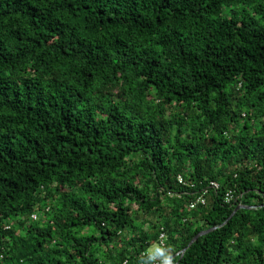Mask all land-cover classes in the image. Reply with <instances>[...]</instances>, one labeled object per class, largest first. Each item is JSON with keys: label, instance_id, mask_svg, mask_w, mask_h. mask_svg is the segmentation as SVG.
<instances>
[{"label": "trees", "instance_id": "obj_1", "mask_svg": "<svg viewBox=\"0 0 264 264\" xmlns=\"http://www.w3.org/2000/svg\"><path fill=\"white\" fill-rule=\"evenodd\" d=\"M162 229L264 264V0H0V264H138Z\"/></svg>", "mask_w": 264, "mask_h": 264}, {"label": "clouds", "instance_id": "obj_2", "mask_svg": "<svg viewBox=\"0 0 264 264\" xmlns=\"http://www.w3.org/2000/svg\"><path fill=\"white\" fill-rule=\"evenodd\" d=\"M138 264H178L176 249L159 242L141 254Z\"/></svg>", "mask_w": 264, "mask_h": 264}, {"label": "built area", "instance_id": "obj_3", "mask_svg": "<svg viewBox=\"0 0 264 264\" xmlns=\"http://www.w3.org/2000/svg\"><path fill=\"white\" fill-rule=\"evenodd\" d=\"M178 182L180 184L184 185V186H188V184L185 183L184 179L181 176L178 177ZM210 187L213 188V189H215V190H218L220 188L219 185L216 182H211L210 183ZM206 194H207V190H204L198 196L197 200L190 205V210L195 209L196 206H198V205H206V201H207L206 200ZM169 196L173 197V194L169 193ZM237 200H238V198L235 196V192L233 190H229L226 193V195H225V202L227 204H232V203L236 202ZM32 219L37 221V220H39V217H38V215H33L32 216ZM159 242H166L168 244L167 234H166V232H164L163 229H162V231L160 233V236L158 238V241L152 247H154ZM125 264H127V262Z\"/></svg>", "mask_w": 264, "mask_h": 264}, {"label": "water", "instance_id": "obj_4", "mask_svg": "<svg viewBox=\"0 0 264 264\" xmlns=\"http://www.w3.org/2000/svg\"><path fill=\"white\" fill-rule=\"evenodd\" d=\"M241 209H246V207L238 206V207L235 209V211H234L232 217H233V216H234L239 210H241ZM214 230H215V229H211V230H208V231H206V232H202V233H200L198 236H196V237L192 240V242L190 243L189 247H190L195 241H197L199 237L204 236V235H206V234H208V233H210V232H212V231H214ZM185 251H186V250H185Z\"/></svg>", "mask_w": 264, "mask_h": 264}]
</instances>
